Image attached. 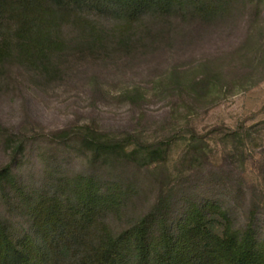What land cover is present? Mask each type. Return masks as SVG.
Returning a JSON list of instances; mask_svg holds the SVG:
<instances>
[{
    "label": "rangeland",
    "instance_id": "1",
    "mask_svg": "<svg viewBox=\"0 0 264 264\" xmlns=\"http://www.w3.org/2000/svg\"><path fill=\"white\" fill-rule=\"evenodd\" d=\"M46 18L39 42L0 18L11 238L42 264L98 262L139 223L160 243L195 210L197 264H225L248 234L264 262V0H177L131 25L88 6Z\"/></svg>",
    "mask_w": 264,
    "mask_h": 264
},
{
    "label": "trees",
    "instance_id": "2",
    "mask_svg": "<svg viewBox=\"0 0 264 264\" xmlns=\"http://www.w3.org/2000/svg\"><path fill=\"white\" fill-rule=\"evenodd\" d=\"M177 0H0V18L2 19L8 10L16 13L20 18V32L35 36L34 42L49 39L51 26L46 28L44 22L46 15L51 19L61 12H71L74 7L88 6L102 12L114 21L131 25L139 20L146 9H154L160 13H166ZM46 9H43L42 6ZM47 19V18H46ZM47 23L48 20H47ZM36 30V33H32ZM36 39H40L39 41ZM127 138L125 142H130ZM117 143L116 140L107 141L106 144ZM3 176L0 175V179ZM97 198L89 197L86 207L88 212L95 206ZM90 208V209H89ZM197 212L192 211L185 224L180 226L177 236L163 233L161 242L150 239L147 235V223L141 222L130 230L121 234L117 241L105 246L103 257L98 261L88 260L83 264H197L195 260L196 240H200L207 230L191 229L192 220ZM194 237H198L194 239ZM237 254L224 261L225 264H251L247 250L249 246V234L245 236ZM219 248L214 252V257L219 259L224 254L228 241H220ZM38 251L27 244L16 243L0 219V264H42L35 260ZM247 256V258H243ZM258 264H264L259 262Z\"/></svg>",
    "mask_w": 264,
    "mask_h": 264
}]
</instances>
